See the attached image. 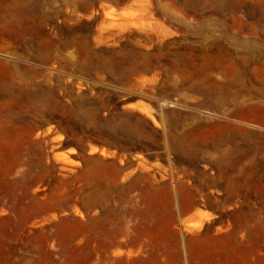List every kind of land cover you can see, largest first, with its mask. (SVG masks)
<instances>
[{
	"label": "rangeland",
	"instance_id": "obj_1",
	"mask_svg": "<svg viewBox=\"0 0 264 264\" xmlns=\"http://www.w3.org/2000/svg\"><path fill=\"white\" fill-rule=\"evenodd\" d=\"M62 1L0 5L23 2L0 44V264H264L248 15Z\"/></svg>",
	"mask_w": 264,
	"mask_h": 264
},
{
	"label": "crops",
	"instance_id": "obj_2",
	"mask_svg": "<svg viewBox=\"0 0 264 264\" xmlns=\"http://www.w3.org/2000/svg\"><path fill=\"white\" fill-rule=\"evenodd\" d=\"M62 1V0H61ZM77 2L79 4L88 6L87 4L79 1V0H71V2H69L68 5H66L63 1V5H65V7H68L70 9H77ZM236 0H225L223 1V5L221 7H218L219 9H215L213 12L215 13H223V14H229V13H234V12H240V13H244L246 15H248L247 19H246V23H245V28L247 31V34L252 38V40H256V43H262L264 42V17L260 16L264 14V7L262 5L259 4H254V5H244V6H237L236 5ZM22 4L23 2H21V4H16L13 5L12 7H10V9H3V7H0V14H2V16L5 13H8L9 19H5V20H1L0 21V44L2 45H7L10 43L8 36L6 34V28L4 26H6L7 22H11L12 17L11 15L15 12H18L19 14H22ZM0 5H2V0H0ZM93 4H91L92 6ZM89 6V7H91ZM217 8V7H215ZM239 8V9H238ZM27 13V12H25ZM21 17V16H20ZM6 23V24H5ZM263 44V43H262ZM242 45V44H240ZM239 45V46H240ZM244 47L248 50H250L253 45L251 44H247L244 45ZM241 60H245L247 62L246 65V73L247 74L249 72V68L248 65L250 63V60H246V59H241ZM251 60H258L257 57H252ZM248 79L250 78V82L251 85L254 89L255 86H257V90H254L253 88L251 89V92L253 94H261L264 92V79L261 81L258 80H253V78L248 75L247 77ZM263 110L264 109H260ZM262 121H255V123H261ZM264 122H262L263 124Z\"/></svg>",
	"mask_w": 264,
	"mask_h": 264
}]
</instances>
